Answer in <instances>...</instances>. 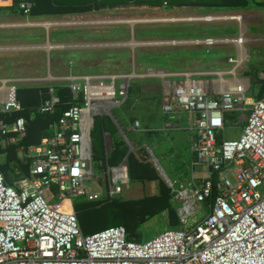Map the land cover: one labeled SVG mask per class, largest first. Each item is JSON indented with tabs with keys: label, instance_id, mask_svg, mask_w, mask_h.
Listing matches in <instances>:
<instances>
[{
	"label": "built area",
	"instance_id": "built-area-1",
	"mask_svg": "<svg viewBox=\"0 0 264 264\" xmlns=\"http://www.w3.org/2000/svg\"><path fill=\"white\" fill-rule=\"evenodd\" d=\"M32 5L33 0H19L21 15L29 17ZM191 42L232 43L240 49L243 39L206 36ZM213 75L216 78L209 79ZM145 76L161 80L163 114L186 115L192 134L189 176L182 183L168 179L179 204L180 227L145 241L128 240L122 225L82 233L73 203L111 198L129 186L126 157L117 164L100 161L95 166L92 136L96 117L110 116L116 123L111 110L126 102L128 77L49 74L44 79L52 82L37 110L54 113L60 103L54 84L68 87L73 102L51 124V134L26 150L19 148L18 156L28 163L27 174L16 169L19 177L7 184L0 171V264H264V95H250V85L236 76L235 68L168 73L150 69ZM19 82L0 80L7 85L0 113L21 110ZM239 125L238 137L224 138L226 128ZM128 130L140 132V121L120 130L127 145ZM25 134V118L0 119L1 146ZM53 187L55 198L69 202L70 210L51 205L46 193L51 195Z\"/></svg>",
	"mask_w": 264,
	"mask_h": 264
},
{
	"label": "rangeland",
	"instance_id": "rangeland-1",
	"mask_svg": "<svg viewBox=\"0 0 264 264\" xmlns=\"http://www.w3.org/2000/svg\"><path fill=\"white\" fill-rule=\"evenodd\" d=\"M248 7L254 9L260 6L254 0H250ZM263 9L262 6L258 14H248L244 18V29H246L244 35L237 33L233 35L232 31L215 32L220 27L231 28L233 23L229 21L227 23L222 20L216 21L214 23L216 28H210L212 34L216 33L210 37L242 38L239 57L235 55L236 48L232 43L208 46L207 50L205 46L194 45L191 42L194 38L167 34L187 30H205V25L201 23L202 21L191 20L201 17L181 14L179 10L183 9H175L165 3L153 6L132 2L125 6H115L113 14L103 12L40 19L31 18V16L26 18L20 13L7 15L0 21V80L16 78L20 80L18 87L32 84L47 89L52 81L44 78H47L49 74L59 76L72 71L75 74L125 75L128 77L130 90L128 100L120 107L121 109H112V116L120 118L119 115L122 113L130 118L138 116L141 128H155L159 122L157 118H162L158 111L160 108L158 104L162 100V84L158 77H146L148 70L156 69L165 73L176 72L177 70L168 69L178 68H180L179 71H197V69L199 71L205 66L206 70L203 71L215 72L231 71L235 68L236 76L244 78L250 85L249 78L245 77L243 72L248 68L264 69ZM145 32L151 34L140 35ZM53 33L61 34L59 37L52 36L56 43L50 42ZM173 41H180L182 44H171L170 42ZM230 56L239 61L236 66L234 62L229 61ZM141 57L148 58L150 63L141 61ZM156 60L162 63L163 69L152 64ZM258 74L260 77L264 76L261 70ZM231 77V75L227 76V78ZM215 78L214 75L209 77V79ZM205 85V89H209L210 83ZM95 120H98L99 126L104 125L105 132L108 134L107 142L113 145L117 134L115 121L106 115L96 117ZM178 121L182 126L188 124L187 116L183 114L176 122ZM173 122L175 120H167L164 115L163 125L159 130H149L144 136V133L140 131L133 137L132 133L124 132L130 141L128 146L124 145L127 147V152L134 153L141 160H147L168 187V179H171L167 164L171 163L178 171L177 175L182 178L179 182H184L189 176L188 164H185L183 154L177 153V150L181 151L182 145L178 138L182 135L183 129H174ZM241 125L226 128L223 133L224 138L238 137ZM121 128L125 131V128ZM173 137L175 140H172ZM95 147L101 152L100 141L95 143ZM1 157L4 156L1 155ZM158 194L157 181H130L129 186L125 187L119 195L111 198L105 196L98 203L111 202L113 199H141ZM170 203L175 209L177 224L170 225L166 209L151 215L140 225V240L145 241L167 229L180 227L177 215L179 204L171 193ZM51 205L65 211L70 210L71 207L69 202H59L55 196L51 200Z\"/></svg>",
	"mask_w": 264,
	"mask_h": 264
},
{
	"label": "trees",
	"instance_id": "trees-1",
	"mask_svg": "<svg viewBox=\"0 0 264 264\" xmlns=\"http://www.w3.org/2000/svg\"><path fill=\"white\" fill-rule=\"evenodd\" d=\"M129 1H132L133 3H159L157 0H115V3H126ZM201 1L210 2L213 3L212 5L219 7L237 8L246 7L250 0ZM18 2L19 0H13V3L10 6L0 7V9L7 10L9 12L20 13ZM254 2L258 6L264 7V0H254ZM55 3H58V0H33L30 16L35 17L41 15H50L48 13L70 10L71 8H58L54 6ZM78 9L83 8L78 7ZM87 9H92V7L86 8V10ZM227 30L230 31L231 29L229 30L228 28ZM219 31L220 30H217L215 32L219 33ZM150 34L151 33L145 32L141 33L140 35ZM195 35H197L196 37L202 36V34ZM52 36L59 37L61 34H51V43L55 42V39ZM140 59L141 61L150 63L148 58L141 57ZM154 62L155 63L152 64H156L157 67L162 65V63L157 60ZM259 70L264 73V69L257 68H248L243 72V75L249 78L250 95L255 98H260L264 95V77L259 76ZM41 90L42 93L40 94L39 91ZM54 90L55 94L60 99V103L56 105L54 113L52 114L42 113L37 110L38 105L45 98L46 92V88H40L37 86L18 87L17 98L19 99L22 106L21 110L13 111L9 114L0 113V119L4 120L5 122H12L17 117H23L26 121V134L24 137L20 138V140L15 143H7L4 146L0 145V171L5 177V183L12 184L13 181L19 177V175L15 173L16 169L21 171V175L28 173V163L27 161H22L18 156V149L21 148L26 150L28 146L38 144L43 136L51 134V124L55 122L61 115L62 111L67 109L73 102V97L68 87L62 84H54ZM129 91L130 90L128 87V92ZM78 101L80 102V98H78ZM227 117L234 118L235 115L233 113H228ZM130 120L134 121V116H131ZM95 124L96 126L92 133L97 135L99 130L98 120H95ZM1 155L4 156V159L1 157ZM124 157H126L127 161L129 180L139 182L156 180L159 187V194L146 196L141 199H113L111 202H101L103 204H99V201H75L73 203V210L76 213L83 234H91L108 226L122 225L125 228L126 238L128 240L141 241L139 239V228L141 223L151 215H156L165 209L169 214L170 225L175 226L177 224L178 220L176 212L170 203V188L166 186V184L160 179L155 168L147 160H139L132 153L127 154V150L124 145L116 141L114 143V148L110 153L109 162L112 164H117L118 161L120 162V160ZM54 193V187L52 188L51 195L46 193L48 196H51L49 200L50 203Z\"/></svg>",
	"mask_w": 264,
	"mask_h": 264
},
{
	"label": "crops",
	"instance_id": "crops-1",
	"mask_svg": "<svg viewBox=\"0 0 264 264\" xmlns=\"http://www.w3.org/2000/svg\"><path fill=\"white\" fill-rule=\"evenodd\" d=\"M157 1H159V3L149 4V5L159 6L163 3H165V4H169L170 6H173V8H175V9H180V8L183 9V10H179L181 14H190V15H193L195 17H201V18H197V19L192 18L191 20L202 21L201 23H203L205 25L204 26L205 30L198 29V30H195L196 32L194 30H187V31H181V32L179 31L177 33L176 32L175 33L174 32L167 33V34L172 35V36L178 35V36H181L182 38H203L206 36H214L215 34L211 33L212 31H210V28L211 27L216 28V25L214 23L216 21H221V20L224 21V23H227V21H229V22L233 23V26H231V28L230 27H220V28H218V30H220V32L228 31L227 29L229 28V30L231 29L230 31L233 32V35L234 34L236 35V33L239 35L240 34L244 35L246 33V29H244V24H245L244 18L247 17L248 14H258L260 7H262V6L255 7L254 9H252V8H249L247 5L246 7H237V8L236 7H234V8L228 7L227 8V7H219L216 5H212L213 3H210V2H202L201 0H157ZM12 3H13V0H0V7L10 6ZM130 3H132V1H129L126 3H115V0H58V3H55V5H54L55 7H58V8L71 7L70 10H63L60 12L55 11L54 13H48L50 15H44V16L41 15V16H35V17L31 16V18H37V19H40V18H60V17H64V16L90 14V13H93V14L97 13L98 14V13H103V12L104 13L107 12L106 14H113V12L115 11V6H121V5L125 6V5H129ZM143 4H148V3H143ZM78 7H81L83 9H78ZM90 7H92V9L86 10V8H90ZM71 10H78V11H71ZM262 11H260V12H262ZM11 14H19V13L9 12L7 10L0 9V21H2L3 17H6L7 15H11ZM26 18H28V17H26ZM190 23L192 24V22H190ZM195 34H202V36L196 37L197 35H195ZM197 46H204V45H197ZM205 47L208 50V46H205ZM235 48H236V46H235ZM240 52L241 51L239 50V48H236L235 55L237 54V56H240ZM229 58H232V57L230 56ZM69 63L71 64V62H69ZM204 67L205 66L201 67V69H199V71L206 70V69H204ZM158 68L163 69L162 67H158ZM168 70L179 71L180 68L168 69ZM189 71H191V70H189ZM197 71H198V69H197ZM22 86H28V87L33 86V87H35V85H32V84H26V85H22ZM6 90H7V85L0 84V100H2L4 98ZM39 93L41 94L42 90L39 91ZM158 106H160V108H158V111L160 112L162 118H157V120H159L157 126H155V128L144 127V128H142L141 133L143 132L144 133L143 136H144L145 134H147V132L149 130H152V129L159 130L160 127H162V125H163V116L164 115L166 116L167 120H172V119H173V121L175 120V122L172 123V125L174 126L173 128L174 129L175 128L176 129H183V131H181L182 135L178 138V139H180V142H181L180 145H182V147H181V151L177 150V153L179 155L183 154V156H184L183 160L186 161L185 164H188L187 165V169H188L187 172L189 174L190 169H191V161L193 159V153L191 152V149H190L191 135L192 134L188 129V125L184 124V126H182L181 122L180 123H179V121L176 122L178 119H180V116H175V117L169 118L166 114H163L162 100L160 101ZM120 107L121 106L116 107L114 109H121ZM119 117L120 118L115 117V120H116L115 127L117 128V134L115 135V140L113 142V145H112V143L108 144V142H107L108 134L105 132V128H104L103 124H100V126L98 124L99 130L97 132V135L92 133L93 150H94L95 156H96L94 158V162H95V166L97 168L99 167L98 163L100 161L104 165L106 163L112 164L109 162V158H110V153L114 148V143L116 141L120 142L122 145H127L125 140L123 139V137L119 133V129L121 130L122 129L121 127L125 128V129L128 128L133 120H130V117H128V116L125 117V114H123V113L120 114ZM134 120H140V118L138 116H134ZM168 125H169V123H168ZM95 126H96V124H94L93 130L95 129ZM50 129H51V127H50ZM93 130H92V132H93ZM127 132L132 133V137H133V135H135V133H140V132H133L131 130H128ZM116 137H120V138H116ZM172 140H175V138L173 137ZM98 141H100V148L102 147L101 152H99L95 147V143H97ZM170 144H171V142H170ZM125 148H127V147L125 146ZM18 152H19V149H18ZM127 154H128V152H127ZM132 154L136 157V155L134 153H132ZM136 158L141 160L139 157H136ZM21 160L23 161V158H21ZM189 164H190V166H189ZM173 167L174 166L171 165V163L167 164V168L169 170L168 173H170L169 178L172 181H175L177 183H181V182H179L180 181L179 179H182V178H180V175H177L178 171L175 169V167L174 168ZM197 169L199 171H202V172L205 171V168L202 166L198 167ZM152 181H156V180H152Z\"/></svg>",
	"mask_w": 264,
	"mask_h": 264
},
{
	"label": "water",
	"instance_id": "water-1",
	"mask_svg": "<svg viewBox=\"0 0 264 264\" xmlns=\"http://www.w3.org/2000/svg\"><path fill=\"white\" fill-rule=\"evenodd\" d=\"M20 158H22V156L19 155Z\"/></svg>",
	"mask_w": 264,
	"mask_h": 264
}]
</instances>
